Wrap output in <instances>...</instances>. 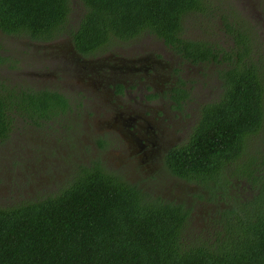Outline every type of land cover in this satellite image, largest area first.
<instances>
[{"label":"trees","instance_id":"obj_1","mask_svg":"<svg viewBox=\"0 0 264 264\" xmlns=\"http://www.w3.org/2000/svg\"><path fill=\"white\" fill-rule=\"evenodd\" d=\"M73 7L79 13L74 25ZM205 11V0H0V31L17 38L68 35L85 54L113 40L151 34L193 64L218 61L220 52L222 60L230 56L219 73L220 97L200 107L188 140L165 154L163 163L174 177L232 200L220 208L211 231L192 236L184 202L153 196L91 159L67 170L54 193L0 205V264H264V158L251 166L254 159L246 156V139L264 125V81L245 56L246 33L235 39L243 44L236 58L180 36L184 15ZM10 66L16 70V60ZM70 98L57 89L25 90L0 81V143L17 117L34 124L67 120ZM238 160L233 176L251 189L246 197L225 190L233 184L224 165Z\"/></svg>","mask_w":264,"mask_h":264},{"label":"rangeland","instance_id":"obj_2","mask_svg":"<svg viewBox=\"0 0 264 264\" xmlns=\"http://www.w3.org/2000/svg\"><path fill=\"white\" fill-rule=\"evenodd\" d=\"M246 1L247 4L245 1L238 0L236 4L235 0H205V12L184 15L183 35L184 38L214 44L219 51H228L231 53V57H235V53L242 51L243 47V44H237L235 39L238 34L245 35L244 33H246L245 56L247 59L249 58L248 61L256 62L264 81V0ZM248 4L256 13L254 16L248 12ZM238 5H240V9ZM241 9H244L246 14H243ZM77 12L78 10L73 7L69 13L70 21L73 22ZM15 39L22 40L17 37ZM133 40L138 43V56L152 55L153 52L162 55L159 64L162 66L160 69L158 68L156 74L158 78L166 79V87L161 91L157 90L155 84L159 81L155 83L157 79H154V84L151 86L157 95L153 98L147 96L148 93H145L144 89L145 84L140 83H138L137 90L127 91V95L122 98L118 95L113 98L110 96V91L106 87L101 89V86L98 95L101 104L96 107L94 96L91 94L87 96L86 91L80 88L86 87L82 83L81 74L73 68L71 69L70 64H66L64 67L62 62H58L56 65L62 69L55 71L48 67L45 74L54 75V81L69 93L71 104L85 102V109L73 108L68 115L63 117L67 120L57 118L52 120L53 122L50 120L41 121L39 124L32 123L30 119L19 117L14 120L8 136L0 143V205H11L19 200L33 199L45 193H54V187L62 176L64 177L70 170H77L76 167L79 163L83 164L91 159H98L108 169L122 174L153 196L159 195L164 199L184 202L191 211L187 226L188 234L196 236L207 234L212 230L220 208L231 202V198L220 196L218 199L215 195L212 196L210 192H207L202 185L194 182L188 183L174 177L169 173L163 161L156 159L157 154H148V156L126 154L129 149L126 146L125 138L118 137L120 133L117 131L116 134L114 132L110 134L105 130L108 140L112 142L111 147L95 149L98 146L97 143L90 142L91 139L99 137L98 133H102L99 128L101 129L109 123L114 124L119 121L120 117L126 120L137 117L135 121L138 123V134L145 137L150 148L173 141L182 134L184 127L191 120L190 113L192 114L200 103L214 101L213 93L222 89L219 73L231 62L230 56L222 61L196 63L180 70L177 75L189 88V99L177 109H172L171 95L167 94V87L172 84L174 77L167 68L168 66H171L172 70L175 67L180 68L179 56L151 34H143ZM60 41H66L64 35H60L59 38L47 44H60L58 43ZM7 42V37L0 34V43ZM113 46L121 49L125 57L130 52L129 43L114 42L110 45V49ZM106 50L107 48L104 52ZM32 63L33 60L23 58V64ZM50 64L49 62L48 65ZM28 70L33 73L36 69L30 66ZM4 72V76L8 79H10L9 76L16 80L22 77L21 74L8 69ZM26 78L29 83L34 84L31 78L27 76ZM150 84H152L151 81ZM209 93L212 95L208 97ZM134 96L136 99H132ZM120 103L123 105L121 106ZM60 126H62L60 132L62 140L53 138V134ZM72 129L73 133L70 132ZM127 135L126 133L125 137ZM120 139L126 148L119 145ZM56 140H59L58 148L60 146L62 150H56L55 145L50 144ZM78 145L83 146L84 151L77 148L76 153H73L75 150L71 147ZM246 149V156L254 159L251 166L264 158V125L260 133L246 139ZM238 163H241L240 160L224 165L226 179L233 184L230 186L228 183L225 190L229 196L246 197L250 195L251 189L244 180L236 179L233 176L235 165ZM221 191L218 189L219 194ZM198 194L202 196V199L198 198Z\"/></svg>","mask_w":264,"mask_h":264},{"label":"flooded vegetation","instance_id":"obj_3","mask_svg":"<svg viewBox=\"0 0 264 264\" xmlns=\"http://www.w3.org/2000/svg\"><path fill=\"white\" fill-rule=\"evenodd\" d=\"M235 1L237 4L238 0ZM241 1L242 2L245 1V3L247 4L246 0H241ZM239 7L240 5H238V8ZM240 11H243L244 12L243 14H246L244 9H241ZM248 12H250L252 16L256 14L254 10H252V6L249 7V4H248ZM78 15L79 13H77V16L73 20V22L70 21L71 24L73 25L75 24ZM0 34L4 37L6 36L8 41L7 43H0V57L2 58L0 59V70H1L0 81L3 82L5 86L17 84L18 89L24 88L25 90H28L29 87H32L34 89L48 87L52 89H57L59 91H65V89L61 87V85H59L57 82L54 81V75L48 76L47 74H45V71L46 69H48V67L51 68L53 71H55L56 69L61 70L62 67H58V65H56L58 62H62L61 64H63L64 67L66 66V64H70L69 66L71 69L73 68L74 70L78 71L81 74L83 79L82 83L86 87L85 88L80 87V88L86 91L87 96H90V94L94 96V101L97 104L96 107L100 106L101 104V101H99L98 98L101 86H102L101 89H105L104 87H106L110 91L111 97L115 98L118 95L122 98L125 95H127V91H131L134 89L137 90L138 83L145 84L144 86V89L146 90L145 93H148L147 94L148 97L153 98L154 96L157 95L154 92V90H152L153 87L151 85L154 84L153 80L157 79L155 83L159 81L157 84H155L157 90L159 89V91H161L162 88L166 87L167 84L165 82L166 80L165 78L160 79L156 74L158 68L160 69L162 66L159 65L161 63L160 61L162 60V55L153 52L152 55L145 54L144 56L141 55L138 56L139 53L138 43H136L133 39L127 41L113 40L101 47L93 49L92 51L84 54L76 50V48L72 43V40L68 35H64L66 41L58 42L60 44L49 45L47 43L51 42L52 40L42 41L41 39H36L34 41H30L29 39L26 38L22 40L20 39L16 40L14 36L5 35V33H3L2 31H0ZM180 36L184 37L183 31L180 32ZM114 42H124L126 44L127 43L130 44L129 46L130 52L127 54L126 57L124 53L121 51V49H118L115 46H113L112 49H110V45ZM210 45L215 47L214 44H210ZM166 47L174 53V50H172L168 46ZM106 48L107 50L106 52H104ZM140 52L143 53V51ZM176 55L179 56L178 61L180 64V68L175 67L173 70L171 66H168L167 68L170 71V74L174 77L172 80V84L167 87L168 88L167 94L171 95L170 99L173 106L172 109H177L178 107L181 106V104L188 102L189 88L184 85V83L182 82V80H180L177 73L180 72V70L185 69L186 67L192 66L193 64L187 61L180 54L176 53ZM220 55L221 53H219L218 58L219 60L222 61V57H220ZM23 58L31 59L33 60V63L23 64ZM14 60H16V64H17L16 69L17 70L20 69L19 71H15L10 66L13 65ZM208 61H214V60H208ZM49 62L51 63L50 65H48ZM198 63H202V62H198ZM30 66L36 69L33 73H30L28 70ZM6 69L19 73L22 75V77L16 80L14 77L9 76L10 79H8V77L4 76L5 74L4 70ZM138 70H141L142 72H139ZM26 76L31 78L34 84L29 83L27 81V78L25 79ZM85 80L86 82H84ZM150 81L152 84H150ZM117 85L121 86V91H116ZM175 85L179 86L177 91L178 94L176 95H175L176 92L173 91ZM150 90L152 91L149 93ZM221 93H222V89L217 92L215 91L213 93V96L215 97L212 99L214 101L217 100L220 97ZM211 95L209 93L207 96L209 97ZM128 98H130L129 95ZM132 99H136L135 96ZM207 102H212V101H206L204 103H200L198 107H196L195 111L192 114L190 113L191 120L184 127L182 134L177 136L173 141H170L165 145H158V146L155 145L153 148L152 147L150 148V145L145 139V137L142 134L141 135L138 134V123L135 121L137 117L135 119L129 118L128 120H126L125 118L121 119L120 117L119 121L115 122L114 124L109 123L107 126H104L101 129L99 128V130L102 133H98L99 137L96 139H91L90 143H95L96 141H98L96 142L98 146L95 149L105 148L106 146L111 147L112 142L108 140L106 136L107 132H105V130L108 131V133L110 134H112V132L116 134L117 131L118 133H120V136L117 135L118 137L125 138L126 146L129 149L128 153L126 154H144L145 156H148V154H157L156 159L163 161L165 154H168V152L171 149L184 144L188 140L192 128L198 120L200 107ZM84 103L85 102H80L76 105L74 104L72 105V109L73 108L77 110L85 109ZM120 105L122 106L123 104L120 103ZM104 106L110 108L107 105ZM42 121L45 122L46 120H42ZM50 121L53 122L52 120ZM61 131H62V126H60L57 132L53 134L54 135L53 138H58V139L60 138L62 140V137L60 135ZM126 133L128 134L127 137H125ZM58 142L59 140H56L55 142H52L50 144L55 145L56 150L57 149L62 150L60 146L58 148ZM100 144H102V146ZM119 145L124 147V143L121 139ZM77 148H81L84 151L83 149L84 147L78 145L71 147V149L75 150L73 153H76ZM145 166L147 167L148 164L146 163Z\"/></svg>","mask_w":264,"mask_h":264}]
</instances>
